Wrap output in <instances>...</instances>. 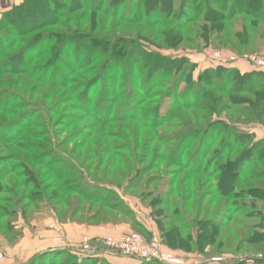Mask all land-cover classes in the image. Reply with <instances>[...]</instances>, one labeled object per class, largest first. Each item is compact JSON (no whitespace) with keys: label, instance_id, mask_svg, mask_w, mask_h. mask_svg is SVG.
<instances>
[{"label":"rangeland","instance_id":"1","mask_svg":"<svg viewBox=\"0 0 264 264\" xmlns=\"http://www.w3.org/2000/svg\"><path fill=\"white\" fill-rule=\"evenodd\" d=\"M110 1L106 0V3ZM162 1L163 3L166 2V0ZM168 1L172 3L174 10L171 18L176 21L182 20V17L179 18L181 15L190 18L195 10H199L200 5L214 8L219 12L223 11L220 6L223 0H206V2L205 0ZM225 2H227L228 9L232 8L233 0H226ZM239 8L240 5L235 9L240 11ZM128 9L131 10L130 12L133 15L137 13L136 0L126 2L122 6L121 11L128 12ZM258 11L261 14L264 8L260 7ZM145 12L150 13L148 10ZM153 16L155 17L157 14ZM159 17L163 19L164 15L161 14ZM232 19L237 22L244 21L245 26L251 24L253 21L260 22L256 32L264 30V19L262 21L258 16L257 18L256 16L250 17L248 8L242 13L235 14ZM104 20L107 23H99V26L105 24L104 28H97L96 32H102L103 35H123L125 33V25H120L118 29L113 28V25L117 23L114 17L104 16ZM187 20L185 19L184 21ZM139 26L141 27V25ZM194 26L199 28V26H204V23H190V27L173 32L172 34L174 35L175 33L182 34L180 41L173 47L167 45L170 36L159 34V31L171 30V27L167 24L146 27L144 34H142L144 37H149L148 39L151 43L143 41V45L149 51H154L166 58H170L175 64H179L182 58H185L184 62L192 66L183 82L179 83L178 91L172 93L170 99L167 98V100L171 102L178 101L179 104L196 102V108L200 104L203 108H197V112L195 109L189 111H185L184 109L174 110L169 115L176 118L179 114H182L189 121L193 122L195 128L199 130L211 128V131L202 132L201 136L193 134L195 135L193 137V135H189V137L192 136L193 140H186V145H189V149L186 152L185 159L197 157L199 151L207 148L209 142L214 139L216 140L214 149L221 151L223 147L222 139L226 136L225 133L233 127L254 134L251 142L260 139V134L264 135L261 133L263 132L261 129L264 130V124L259 123L253 117L243 114L247 108L254 107V110L264 108V101L256 99L253 96V92L229 96L221 91V89L227 87L228 83L231 84L228 87L229 89L235 86L240 87L238 89H249L254 85L253 82H250L251 80L248 79L249 85L246 83L248 82L247 80L245 83H242L244 82L243 79L236 75L237 72L233 74V71L230 69L234 64L209 63V54L213 51H222L237 58H243L247 54L264 58V39L263 42H258L254 39L248 47L243 46L240 43L241 41L236 40V44L231 46L223 42L214 43L213 38L215 35L214 37L209 35L211 43L206 46L207 43L204 41V38H199L194 30L191 29ZM232 29L243 30L245 28H242L241 23H239V25H234ZM247 32L249 35L255 34L252 31ZM201 34L204 33L202 32ZM129 36L136 35L130 34ZM204 36L206 37V35ZM1 43L2 39H0V54L7 50L4 55L7 56L11 50L5 45L1 46ZM242 50H249L251 52H242ZM258 51H262V54H259ZM34 62L40 63L43 60L37 59ZM240 62L250 66V63L245 60H241ZM256 69L254 66L251 67V70ZM12 71V69L4 65V60L0 61V261L5 260L7 256L5 248L2 247V241L8 243L14 241L13 238H15V234L19 229L20 217L26 221V224L29 222L28 224L31 225L33 222L37 223L43 219L50 221L52 214L59 219L58 213L63 220L71 218L73 222L79 224H130V230L125 233H140L148 244H152L154 240L159 241L162 254L178 257L181 260L186 258L185 255L199 254L205 257L204 263L208 264L212 262H228L230 264L241 262L240 264H248L247 262L256 254L252 253L253 249L246 239L251 237L252 234L246 233L241 227L242 224L252 226L262 224L264 227V203L256 199L258 201L256 206H251L247 202L253 203L252 200L255 198L252 195L251 198L246 199L247 201L244 203H247L246 207L240 204L235 209L231 207L232 202L228 203L230 206L226 205L225 199L219 197L217 201L210 204V210L207 213L206 208L209 205L208 201L210 198L204 201L203 206L205 210L203 212V219L207 218L216 222L224 221V215H229L233 218L232 221L226 223L225 227L220 230L221 234L216 242L219 248L215 249H221V251H224L223 254H217V252L212 251V248H207L204 253L187 252L174 247L171 248L163 242L162 235L166 230L165 224L167 223H163L160 219L162 217H158L157 213L159 209L153 205V200L156 199L158 193L167 191L170 188L169 183L175 178L178 192L172 196V201L180 205L183 200L184 190H186L185 183H188V181L183 182V180L188 176L189 172L186 168H182L183 164L171 163L169 157L165 161H156V157H160L163 154L168 156L170 150L172 148L175 149L177 146V134L179 132L188 133L190 129L186 128V126L182 127L175 119L165 121L164 123H157L162 125L154 129L142 127L137 120H120L123 114L134 111L131 108L133 103L132 98L139 99L143 97L140 91L135 93L134 89L127 86L126 82L128 78L125 80L122 73L119 75V88L115 89L120 94L117 103L101 100V97H98L95 99L93 112L90 113L79 110L75 106L76 103L71 99L65 101L67 97L63 98L64 101H62L60 107L55 108V102H57L60 94L55 96V91H52L49 85H44L36 76L29 77L27 74ZM238 74H240V71ZM174 75H176L175 72L169 73L167 77L168 79H172ZM39 76L42 77L43 75L39 74ZM181 76L182 74H179V77ZM163 77L165 76L161 72H155L150 78L153 81H158ZM263 79L261 77L259 80L262 82ZM136 83L139 84L140 88L152 86V81L145 82L144 77L137 79ZM96 87L102 90L104 83L102 82L96 85ZM254 89V92H262L264 90L263 88ZM165 90L167 89L154 88L153 94L158 93V96H152L149 100H146L142 108H140L141 113H138H146L148 115L145 116H152L154 109L158 106V102L165 98ZM200 97H202L201 100L196 101ZM252 100L256 102L253 103ZM165 104H168V101H165ZM170 108V105L168 107L164 105L160 114L167 113ZM23 117H25V121L22 123V126L10 123L17 118L19 120ZM29 118L31 121L28 120ZM203 140L205 141L203 143L204 146L202 144ZM126 143L130 145V151H121L119 148L124 147ZM229 144L233 145L234 143ZM132 147L135 149L136 157H133L132 154L131 158L130 152L132 153ZM240 148L236 150L233 156L239 155L243 151L244 147L241 146ZM40 154L53 156L52 159L56 161L58 168L66 170V174H68L66 180L69 185L73 186L72 188L77 189L76 192L65 191V189L63 191L59 190L57 181L51 179H47L40 183V185L37 184L36 180H39L37 177L43 176L47 171L41 167L43 166L41 164L36 167L30 158ZM122 157L127 158V160H124V163H120L119 161ZM50 158L48 157V159ZM173 161H177V158ZM250 163L252 168L255 167L256 177L235 187L234 190L241 192L250 188L251 191L254 189L256 191L262 190L261 193H264V159L254 167L255 163ZM153 164L156 165L154 166ZM138 165L139 168H143V177L138 181L140 182L139 184L136 183L138 179L134 178ZM12 173L17 174L18 177L15 179L25 182L26 187L13 188V184L8 180V177ZM49 174L52 176L55 172L51 171ZM11 176L13 177V175ZM150 176L158 177L161 181L156 180L155 182H151ZM191 178L195 179V181L190 179V190H208L210 184H213L212 179L204 176L198 175ZM207 180H210V182L207 185H202ZM31 184H35L36 188H41L38 189L46 195L48 201L39 200L41 193H34L37 189ZM60 184L62 185V181ZM156 188H158L157 194L153 191ZM85 191L87 193H84ZM53 195L59 196L61 199H57ZM84 196H87L89 199H85ZM160 199L164 200L162 197ZM195 200L196 198L192 197L190 202ZM238 200L239 202H244L241 198ZM135 204L140 208L139 210L133 209ZM240 206L243 208L241 211L238 209ZM165 210L169 214L165 213L166 219L170 220L169 217L172 218L171 213H174V209L167 207ZM75 212L77 213L76 215ZM254 214L260 215L253 216ZM92 217L96 218L93 219ZM134 219H137L143 226H136ZM45 220L43 221L44 223L46 222ZM150 220L158 231L157 233L150 231L147 227L148 223L151 222ZM16 222H18V226L15 225ZM10 230L14 233H10ZM182 230L184 234L189 231L188 229ZM125 233L122 232L118 235L110 236L119 237ZM102 239L99 238V240L95 241L96 244H94L93 238L88 234L81 237V244L87 241L96 248L95 255L88 256L92 258L90 263L121 264L120 257L124 256L119 251L114 249L111 251L107 247L101 246L102 244L100 243H104ZM240 244L242 248L237 249V246ZM262 248H264V245ZM233 252H240L242 254L238 255ZM108 255L115 256V258L108 261L104 257ZM219 257L224 259L214 261V259ZM80 258H83V256H80ZM43 264L49 263L44 261Z\"/></svg>","mask_w":264,"mask_h":264},{"label":"trees","instance_id":"2","mask_svg":"<svg viewBox=\"0 0 264 264\" xmlns=\"http://www.w3.org/2000/svg\"><path fill=\"white\" fill-rule=\"evenodd\" d=\"M128 1L130 0H111L108 3H106V0H24L21 4L14 5L7 10H1L0 8L1 46L5 45L11 50L7 56H4L7 50L1 52L0 61L4 60V65L12 69V72L27 74L29 77L36 76L44 85H49L50 89L55 91V93L53 92L55 96L60 94L57 102H55V108L60 107L62 101H64L63 98L67 97L65 101L71 99L76 103L75 106L79 110L90 113L93 112V105L96 102L95 99L98 97H101V100L117 103L120 94L115 89L119 88V75L122 73L125 80L128 78L126 82L127 86L134 89L135 93L140 91L144 98H132L133 103L131 108L134 111L123 114L120 120H137L142 127L154 129L162 125L157 123H164L165 121L175 119L182 127L186 126V128H189L188 133L179 132L177 134L176 150L172 148L168 156L163 154L160 157H156V161H165L169 157L171 163L183 164L182 168L188 170V176L183 180V182L188 181V183H185L186 190H184L183 200L180 205L172 201V196L178 192L177 181L174 178L169 183L170 188L167 191L158 193L159 196L156 195L157 197L153 200V205L159 209L157 213L158 217H162L160 219L163 223H167L165 224L166 230L162 235L163 242L167 246L187 252L193 251L198 253H204L207 248H212V251L217 252V254H223L224 251H221V249H215L219 248L216 242L220 237V230L225 227L226 223L232 221L233 218L232 216L224 215V221L216 222L208 220L207 218L203 219V212L205 210L203 206L204 201L210 198L206 213L210 210V204L217 201L219 197L225 199L226 205L232 202L231 207L233 209L239 207L240 204L246 207L247 203L251 206H256L258 202L256 199L264 203V193H261L262 190L256 191L254 189L251 191L250 188L241 192L234 190L235 187L256 177L254 166L264 159V139H253L255 142H251L254 134L239 130L237 127L235 129L233 126V128L228 126L231 129L225 133L226 139H224L225 137L222 139L223 147L221 151L214 149L216 146V140L214 139L209 142L207 148L199 151L197 157L185 159L186 152L189 149V145H186V140H193L192 136L189 137V135L195 134L196 136H201L203 134L202 132L211 131V128H202L201 130L195 128L193 122L189 121L182 114H179L176 118L169 115L174 110L184 109L185 111H189L195 109L197 112V108H203V106H200L201 104L196 108V102L179 104L178 101L171 102L167 100V98L170 99L172 93L178 91L179 83L183 82L192 66L184 62L185 58H182L179 64H175L170 58H166L154 51H149L143 45V41L151 43L148 39L149 37H144L142 34H144L146 27L167 24L171 27V30L159 31V34L170 36L167 45L173 47L180 41L182 36V34L176 33L174 35L172 34L173 32L179 31L178 29L190 27V23L202 22L204 26H199V28L194 26L191 29L194 30L199 38H204V41L207 43L206 46L211 43V37L215 35L213 38L214 43L223 42L227 45L234 46L236 40H239L243 46L248 47L254 39L258 42H263L264 30L256 32L260 22L253 21L251 24L245 26L244 21L237 22L233 21L232 18L235 14L242 13L248 8L250 17L256 16L257 18L258 16L263 21L264 11L259 14L260 11L258 9L260 7L264 8V0H233V6L230 9L227 7L226 0H223L220 4L223 11L220 12L214 8H207L200 5L199 10H195L190 18L181 15L179 18L182 17V20L180 21L171 18L174 10L172 3L167 2V0L165 3L162 0H136L138 10L135 15L129 9L128 12L121 11L122 6ZM238 5H240V11L235 9ZM146 10L150 13H146ZM154 14H157V16L154 17ZM161 14L164 15L163 19L159 17ZM104 16H111L117 20L113 28L118 29L120 25H125V33L123 35H103L102 32H96L97 28H104L105 24L99 26L100 22H106ZM185 19L188 20L184 21ZM239 23L245 29L233 30L232 27L239 25ZM230 26L232 27L230 28ZM247 31L255 32V34L249 35ZM202 32L204 34H201ZM130 34H135L136 36H129ZM242 52L251 51L242 50ZM261 52L258 51L259 54H262ZM37 59H41L43 62L35 63L34 61ZM230 69L233 71V74L237 72L236 75L244 81L242 83H245L247 80V85L250 82H253L254 85L249 89H238L240 88L238 86L229 89L228 87L231 84L228 83L227 87L221 89L223 93L233 96L244 92L248 94L253 92V96L256 99L264 101V90L262 92H254V88L264 89V79L262 82L259 80L261 77L264 78V70L241 71V69L235 66H231ZM238 69L240 74H238ZM155 72H161L165 77L158 81L155 80V82L150 78ZM173 72L176 75L172 79H168V74ZM39 74L43 76L41 77ZM179 74H182V76L179 77ZM143 77L145 82L152 81V86L148 88L143 86L144 88H140L136 81ZM200 79L203 80L202 77ZM248 79L251 81L249 82ZM102 82L104 83V87L102 90H99L96 85ZM157 87L167 89L165 90V98L158 102V106L154 109L152 116H145L148 115L146 113L139 114L141 113L140 108H142L146 100H149L152 96H158V93L153 94V89ZM205 96L207 97V95ZM201 98L196 101L201 100ZM165 101H168V104H165ZM252 102L254 103L256 101L252 100ZM164 105H167V107L170 105L171 108L167 113L160 114ZM254 109V107L247 108L243 114L248 117H253L259 123L264 124V108H260L259 110ZM25 117L19 120L17 118L10 123L22 126ZM28 120L31 121L30 118ZM204 142L203 140L202 144ZM232 142L234 144L230 145L229 143ZM241 146L244 147L243 151L239 155L236 154L233 156L237 149H241ZM119 149L123 151L129 150L131 147L126 143L124 147L122 146ZM130 154L131 158L132 154L133 157H136L133 147L132 153L130 152ZM48 157L51 158L48 159ZM52 157L40 154L30 158L36 167L41 164L43 165L41 167L47 171L43 176L37 177L39 179L36 180L37 184L40 185V183L47 179H51L57 181L59 190L63 191L65 189V191L70 190L76 192L77 189L72 188L73 186L69 185L66 180V176L68 175L66 174V170L58 168L56 161ZM115 158L118 159L117 157ZM175 158H177V161H173ZM124 160H127V158L122 157L119 161L120 163H124ZM250 162L255 163L253 165L254 168L250 166ZM153 165L155 166L156 164ZM142 169L139 168V165L136 169L134 178L138 179L137 184L140 183L138 181L143 177ZM51 171L55 172L52 176L49 174ZM11 175L8 177V180L13 184V188L26 187L25 182L15 179L18 177L17 174L12 173ZM198 175L213 180V184H210L208 190H190L191 180L195 181L191 177H197ZM150 180L151 182H155L160 179L155 176H150ZM61 181L62 185L60 184ZM209 182L210 180H207L202 185H207ZM31 185H34L36 188L35 184ZM202 185L201 187H203ZM38 188H36L37 190L34 193H41L39 200L48 201L46 195L39 190L41 188ZM157 190L158 188L154 189V193ZM84 193L87 192L85 191ZM251 195L255 198H252L253 203L247 202L244 204L247 201L246 199L251 198ZM53 197L61 199L59 196L53 195ZM160 197L164 200H161ZM192 197H195L196 200L190 202ZM84 198L89 199L87 196H84ZM239 198L243 199L244 202H239ZM167 207L174 209V213H171L172 218L169 217L170 220H167V216H165V209ZM238 209L241 211L243 208L240 206ZM193 211L194 213L192 214ZM260 214H254L253 216H259ZM57 215L61 222H73L71 218L63 220L62 217L60 218L59 213ZM92 218L94 219L96 217ZM90 220L92 219L90 218ZM134 224L136 226H143L137 219H134ZM15 225L18 226V222ZM241 227L246 233L252 234L251 237L246 238L253 249L252 253L255 254L259 251H264V248H262L264 245V227L262 224L253 226L242 224ZM182 229H188L189 231L184 234ZM10 231V233H14L12 230ZM21 235L22 229L19 227L15 238H13V242L17 241ZM241 248V244L237 246V249ZM233 253L238 255L242 254L240 252ZM78 257L80 258L78 254L70 250H54L53 252H43L34 256L28 264H43L44 261L49 264H93L90 263L92 260L90 257L80 259ZM140 264L162 263L142 261Z\"/></svg>","mask_w":264,"mask_h":264},{"label":"crops","instance_id":"3","mask_svg":"<svg viewBox=\"0 0 264 264\" xmlns=\"http://www.w3.org/2000/svg\"><path fill=\"white\" fill-rule=\"evenodd\" d=\"M24 0H0L1 9L7 10L14 5H19ZM235 67L242 71H250L251 67L242 62L234 64ZM264 134V130L261 129ZM260 130V131H261ZM260 139H264V135L260 134ZM133 209L140 208L135 204ZM142 213V211H141ZM51 217V216H50ZM54 217V218H53ZM47 219V217H45ZM19 227L22 229V235L15 242H3L2 247L5 248L7 254L6 259L0 261V264H28L29 261L36 255L43 252H53L54 250H70L73 252L74 246H79L80 239L83 235L88 234L95 241L110 235H118L130 230V224L122 223L117 225H93L79 224L76 222H61L53 214L50 221L45 219L31 225L20 217ZM46 221L45 223L43 221ZM48 220V219H47ZM151 221V220H150ZM150 231L157 233L158 231L152 225V221L147 226ZM58 239V240H56ZM60 239V240H59ZM184 255V254H183ZM183 258L184 264H208L204 263V256L199 254H188ZM108 261L113 260L115 256H104ZM123 258V260H122ZM121 264H140L141 261L134 258L120 257ZM236 262L233 264H240ZM210 264H230L228 262Z\"/></svg>","mask_w":264,"mask_h":264},{"label":"built area","instance_id":"4","mask_svg":"<svg viewBox=\"0 0 264 264\" xmlns=\"http://www.w3.org/2000/svg\"><path fill=\"white\" fill-rule=\"evenodd\" d=\"M213 51V50H212ZM210 64H228L233 65L241 60L249 62L250 66H254L257 69H264V58H260L255 55L247 54L243 58H237L234 55H228L222 51H213L209 54ZM104 243L101 246L107 247L109 250L119 251L124 257L134 258L140 261L146 262H158L162 264H184L183 260L178 257H171L162 254L160 250V242L155 241L152 244H148L142 235L137 232L125 233L119 237L107 236L102 239ZM95 246L89 242H84L79 246L73 248V252L79 256L88 257L94 256ZM224 258H216L214 261H221ZM248 264H264V251L256 253L247 262Z\"/></svg>","mask_w":264,"mask_h":264},{"label":"water","instance_id":"5","mask_svg":"<svg viewBox=\"0 0 264 264\" xmlns=\"http://www.w3.org/2000/svg\"><path fill=\"white\" fill-rule=\"evenodd\" d=\"M142 262V261H141Z\"/></svg>","mask_w":264,"mask_h":264}]
</instances>
